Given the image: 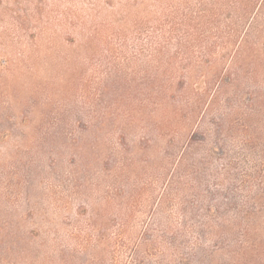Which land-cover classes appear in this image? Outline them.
Masks as SVG:
<instances>
[{
  "label": "rangeland",
  "instance_id": "obj_1",
  "mask_svg": "<svg viewBox=\"0 0 264 264\" xmlns=\"http://www.w3.org/2000/svg\"><path fill=\"white\" fill-rule=\"evenodd\" d=\"M0 264H264V0H0Z\"/></svg>",
  "mask_w": 264,
  "mask_h": 264
}]
</instances>
